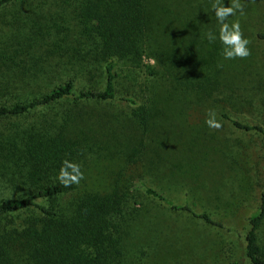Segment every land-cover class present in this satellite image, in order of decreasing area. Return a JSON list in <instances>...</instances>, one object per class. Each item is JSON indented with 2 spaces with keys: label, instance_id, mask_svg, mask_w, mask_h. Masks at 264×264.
Listing matches in <instances>:
<instances>
[{
  "label": "rangeland",
  "instance_id": "rangeland-1",
  "mask_svg": "<svg viewBox=\"0 0 264 264\" xmlns=\"http://www.w3.org/2000/svg\"><path fill=\"white\" fill-rule=\"evenodd\" d=\"M149 3L158 48L170 59L171 73H165L166 63L159 60L145 58L155 64L154 76L122 62L115 101L69 100L0 119V197L20 194L8 177L15 170L12 145L22 133L32 126L46 130L63 123L62 129L77 141L68 173L71 178L73 165L79 167L80 189L107 192L118 180L129 183L140 202L130 198L126 205L129 225L140 235L128 238L123 264H241L247 260L248 218L264 191V134L236 127L223 113L264 127V38L259 35L264 33V0ZM236 3L240 9L218 21L216 9ZM237 22L250 55L226 59L233 45L222 38L221 23L231 29ZM88 43L72 11L58 0L6 4L0 8V101L30 98L68 75L85 74ZM181 78L188 84H205L210 78L220 85H212L211 95L201 99L205 94L188 90ZM84 82L77 79L76 85ZM128 94L151 109L148 131L135 124L136 104L121 99ZM147 186L177 204L210 212L221 226L172 210L150 196ZM138 213L148 223L139 222ZM262 231L264 238V227Z\"/></svg>",
  "mask_w": 264,
  "mask_h": 264
},
{
  "label": "trees",
  "instance_id": "trees-1",
  "mask_svg": "<svg viewBox=\"0 0 264 264\" xmlns=\"http://www.w3.org/2000/svg\"><path fill=\"white\" fill-rule=\"evenodd\" d=\"M12 1L0 0V8ZM58 1L72 11L79 32L89 42L86 72L68 75L39 95L13 102L0 101V119L30 115L69 100L100 104L115 101L119 98L120 63L154 76L158 70L145 58L163 63L170 60L158 48L149 0ZM259 35L264 38V33ZM170 67L167 62L162 69L171 73ZM77 79L85 82L78 87ZM178 81L188 90L199 89L205 94L201 99L209 96L212 85H220L210 78L205 84H188L184 78ZM128 95L121 99L136 104L132 112L135 124L148 131L151 109ZM223 117L240 129L264 134V127L259 124L242 122L226 113ZM64 127L63 123L60 127L54 123L46 130L32 126L12 145L16 148L11 153L15 170L8 180L13 181L20 194L0 197V264H123L128 238L140 235L137 227L129 225L132 218L125 216L130 198L140 205L129 183L116 180L107 192H87L77 183L67 187L61 183V169L69 172L71 155L77 151V141ZM163 134L169 137L170 131ZM146 191L174 211L186 212L211 225L221 224L208 211H197L189 203L177 204L151 186ZM138 221L148 223L140 214ZM248 221L249 228L244 234L247 260L241 264H264V191Z\"/></svg>",
  "mask_w": 264,
  "mask_h": 264
},
{
  "label": "clouds",
  "instance_id": "clouds-1",
  "mask_svg": "<svg viewBox=\"0 0 264 264\" xmlns=\"http://www.w3.org/2000/svg\"><path fill=\"white\" fill-rule=\"evenodd\" d=\"M237 9H240L239 3H236L234 7H218L216 9V16L218 21H224L226 17L229 15H233ZM221 36L225 40V42L230 43L233 45V50L228 51L225 56L226 59H234L235 57H247L250 55V50L246 47L249 43L247 39H242V33L240 30V24L234 23L229 28V25L221 23ZM209 39H214V36L209 33ZM210 126L213 127H220L219 123H212L211 121L208 122ZM76 170L75 175H71L70 179H66L69 176V173L65 169H61L59 179L62 184L66 187L70 185V183H79L80 179L83 178V174L79 172V167L73 165Z\"/></svg>",
  "mask_w": 264,
  "mask_h": 264
}]
</instances>
